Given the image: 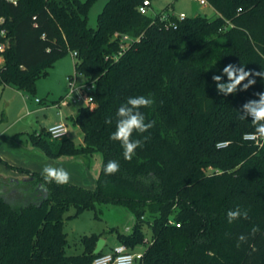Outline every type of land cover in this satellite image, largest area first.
Returning a JSON list of instances; mask_svg holds the SVG:
<instances>
[{"label": "trees", "instance_id": "obj_1", "mask_svg": "<svg viewBox=\"0 0 264 264\" xmlns=\"http://www.w3.org/2000/svg\"><path fill=\"white\" fill-rule=\"evenodd\" d=\"M143 1L108 0L92 27L88 12L94 0H0L11 39L0 52V85L34 92L38 77L69 49L77 53L76 73L95 86L94 105H81L72 117L83 144L48 130L30 132L31 144L52 159L103 154L93 189L48 183L42 172L0 156L32 177L0 175V264H90L105 253L94 252L102 233L83 235V251L69 254L64 224L103 203L134 214L132 228L117 233L131 250L150 228L139 264H264V139L258 144L244 138L255 128L239 111L264 92V79L255 77V85L228 96L218 94L212 80L229 63L264 70V0H207L216 17L184 19L142 13ZM170 22L175 26L168 27ZM138 95L154 100L140 111L146 123H155L145 133H133L142 147L129 161L110 136L118 108ZM110 160L120 169L106 175ZM237 207L248 218L229 223L227 212ZM253 227L259 228L254 235Z\"/></svg>", "mask_w": 264, "mask_h": 264}, {"label": "rangeland", "instance_id": "obj_2", "mask_svg": "<svg viewBox=\"0 0 264 264\" xmlns=\"http://www.w3.org/2000/svg\"><path fill=\"white\" fill-rule=\"evenodd\" d=\"M107 1L94 0L88 12V23L90 26H97L98 14L103 10ZM151 2L148 8V14L151 16L165 14L168 11L174 14L184 12L187 16L199 14L207 15L208 17L217 16L216 10L210 4L201 5L198 0H153ZM0 57V63H2L4 57ZM75 61L76 57L73 52L67 49L63 55L52 62L46 75L38 77L34 92L21 91L12 86L3 88L0 85V156L2 158L15 164H19V162L13 160L28 161L30 157L25 155L17 156L16 152L10 149L11 144H15L16 141L20 143V140L25 141L26 138H29L30 132H44L50 125L60 122L68 125L66 136L74 140L77 145L84 143L80 127L71 118L72 114L74 116L77 114L81 104L59 106V101L70 91V77L76 78L78 83L85 82V77L75 71ZM2 153L6 156H3ZM86 157L84 156L87 161L90 160L86 170L92 172L90 174L93 182L88 177H85L84 172L79 171L82 169L77 165H69V170H77L75 174L77 178H72L76 182L73 183L87 188H95L97 178L94 176L101 171L103 154L101 151H94ZM25 166L34 169L30 165ZM10 169L0 160V174L13 173V169ZM80 180L86 181L88 184L82 185L79 183ZM90 183H93L92 186H89ZM73 212L74 208H71L68 214ZM134 219V214L128 208L114 203L100 204L97 211L93 209L83 210L78 215L65 221L64 230L67 232L68 240L67 253H81L84 249L81 243L82 236L93 233H102L101 238L106 242L103 251H109L118 243L117 233L129 231L132 228ZM150 239L151 230L146 226L145 239L142 243L137 244L134 250H143Z\"/></svg>", "mask_w": 264, "mask_h": 264}, {"label": "clouds", "instance_id": "obj_3", "mask_svg": "<svg viewBox=\"0 0 264 264\" xmlns=\"http://www.w3.org/2000/svg\"><path fill=\"white\" fill-rule=\"evenodd\" d=\"M227 77V82H224V77ZM255 77L264 79V70L254 71L246 70L244 66H237L235 64H227L221 70L219 75H213L212 80L216 85L218 94L224 96L233 95L238 91H246L256 83ZM246 81V83H245ZM258 99H250L246 101L239 110L240 119L250 118L254 125L255 131L253 133L245 134V139L261 140L264 139V92L255 94ZM154 100L144 95L129 97L124 104H122L116 113L117 121L115 131L111 134L110 139L119 141L123 148V156L126 160H131L136 152V149L142 147L140 139L133 140L134 132L145 133L154 126V121L146 123L145 116L140 111L141 108L150 107ZM106 123L111 124V118H107ZM56 136L65 134L62 125L50 129ZM147 139V137H145ZM218 147L220 145H217ZM120 169L119 163L115 160H110L104 166L103 171L106 175H113ZM41 175L48 183L55 182L58 185L69 183L71 177L70 173L64 168H57L51 165H45L42 169ZM247 219V210H241L237 207L235 210L227 212V219L229 223L242 217ZM259 231V228L253 227L251 234L254 235ZM240 242H247L245 235L239 236ZM239 246V245H238Z\"/></svg>", "mask_w": 264, "mask_h": 264}, {"label": "built area", "instance_id": "obj_4", "mask_svg": "<svg viewBox=\"0 0 264 264\" xmlns=\"http://www.w3.org/2000/svg\"><path fill=\"white\" fill-rule=\"evenodd\" d=\"M201 5L209 4L207 0H198ZM151 0H144L142 4L140 5L139 9L142 13H148V8L151 5ZM172 12H167L165 14H161L162 19H166L168 17V14ZM174 14V13H172ZM179 19H184L187 15L184 12H181L180 14H174ZM4 17H0V52H3L11 43V39L8 36L7 29L4 26ZM175 26V23L170 22L167 24V26ZM115 37H120L122 41H130L132 40V37L129 34H119L115 33ZM126 44L123 43L121 45V49L125 50ZM74 56L76 57V52H73ZM95 86L92 83H78L77 79L74 77H70V91L66 96H64L59 101V106L62 105H70V104H81V105H94V99L92 96V91L94 90ZM57 125H62L63 129L65 131L66 135L68 132V125L67 123L60 122L58 124L50 126L47 130L50 132V134L53 137H59L56 136L50 131V129L56 127ZM62 136V135H60ZM256 143L262 144L263 139L261 140H255ZM226 143H220V145H223ZM169 223L173 224L175 221L173 219H169ZM178 226H180V223H176ZM149 242V241H148ZM144 256V249L143 250H131L129 246L125 243H118L116 244L112 250L105 252L101 255H98L93 259V261L90 264H139Z\"/></svg>", "mask_w": 264, "mask_h": 264}, {"label": "crops", "instance_id": "obj_5", "mask_svg": "<svg viewBox=\"0 0 264 264\" xmlns=\"http://www.w3.org/2000/svg\"><path fill=\"white\" fill-rule=\"evenodd\" d=\"M1 58V57H0ZM3 88L5 87H9V86H3L1 85ZM74 115L72 114L71 115V118L73 117ZM51 126V125H50ZM49 126V127H50ZM20 140V139H19ZM24 143V145H23ZM12 146L10 147L11 150H14L17 154V156H20V155H25V156H29L30 159H28V161H23L21 162L20 159L19 161H16V160H13L15 162H19V164H24V165H19V164H15V163H12V162H9L7 159H4L6 160L8 163L12 164V165H15V166H21V167H25L29 170H33V171H38V172H42V169L45 165H51L53 167H57V168H64L65 170H67L69 173H70V181L69 182H76L74 179H72L73 177L74 178H77L75 177V174L77 172V170H69V165H77L78 167H80L82 170H79V171H82L85 173V177H88L89 179L92 178L91 174L92 172L90 170H86L87 167L89 166L90 164V160H86V158H83L82 157H71V156H65V157H60L58 159H52V158H49L42 149L40 148H37L35 146H33L29 140V138H26L25 141L23 140H20V143L19 142H15V144H11ZM3 156H6L4 155V153H2ZM25 165H30L33 168L31 167H27ZM13 168H11L10 170H12ZM84 169V170H83ZM98 172V171H97ZM91 173V174H90ZM100 172L96 173V176L94 177H98ZM6 178H12V179H21V178H24V177H27V174L25 173H22V172H19L15 169H13V173H10V174H7V173H3V174H0ZM93 179V178H92ZM91 179V181H92ZM93 182V181H92ZM80 184L82 185H87L88 183L86 181H83V180H80L79 181ZM93 184V183H92ZM92 184L90 183L89 186H92ZM94 187H92L93 189ZM119 243V242H118ZM117 243V244H118ZM113 248V247H112ZM111 248V249H112ZM110 249V250H111ZM109 250V251H110ZM137 251V249H136ZM108 252V251H107Z\"/></svg>", "mask_w": 264, "mask_h": 264}, {"label": "water", "instance_id": "obj_6", "mask_svg": "<svg viewBox=\"0 0 264 264\" xmlns=\"http://www.w3.org/2000/svg\"><path fill=\"white\" fill-rule=\"evenodd\" d=\"M24 180H31L32 177H24L23 178ZM105 240L103 238H99L98 242H97V245H96V248L94 250L95 253H99L103 250L104 246H105Z\"/></svg>", "mask_w": 264, "mask_h": 264}]
</instances>
